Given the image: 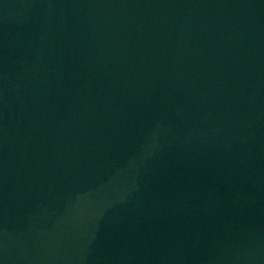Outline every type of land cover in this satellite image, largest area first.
Here are the masks:
<instances>
[{
	"label": "water",
	"instance_id": "95a60500",
	"mask_svg": "<svg viewBox=\"0 0 264 264\" xmlns=\"http://www.w3.org/2000/svg\"><path fill=\"white\" fill-rule=\"evenodd\" d=\"M0 264H264V0H0Z\"/></svg>",
	"mask_w": 264,
	"mask_h": 264
}]
</instances>
